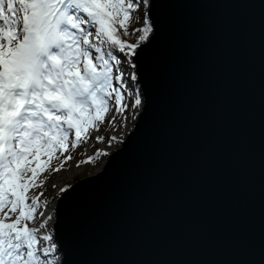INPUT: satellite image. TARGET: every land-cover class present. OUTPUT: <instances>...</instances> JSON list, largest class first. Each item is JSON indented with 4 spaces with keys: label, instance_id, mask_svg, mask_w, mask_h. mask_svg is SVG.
Listing matches in <instances>:
<instances>
[{
    "label": "water",
    "instance_id": "water-1",
    "mask_svg": "<svg viewBox=\"0 0 264 264\" xmlns=\"http://www.w3.org/2000/svg\"><path fill=\"white\" fill-rule=\"evenodd\" d=\"M149 1L142 109L61 194V264H264V0Z\"/></svg>",
    "mask_w": 264,
    "mask_h": 264
},
{
    "label": "rangeland",
    "instance_id": "rangeland-1",
    "mask_svg": "<svg viewBox=\"0 0 264 264\" xmlns=\"http://www.w3.org/2000/svg\"><path fill=\"white\" fill-rule=\"evenodd\" d=\"M12 1L15 7L20 6L15 13V19H19L20 23L17 29L22 28L23 34L27 36L30 27L26 20V13L29 8L33 7V4L29 2L30 6L27 9L23 0ZM112 11L118 23L124 20L123 26L128 25L130 27L127 26L128 28L125 31L128 32L131 38L135 37V33L143 30L142 20L146 14L145 2L141 1L138 8H134V11L132 9L129 11V8L124 9L123 6L112 8ZM33 26L36 29V26ZM96 34L95 31L88 32L89 36L87 37V35L84 36L82 33L81 37L85 41L88 40L89 44H92L96 42ZM129 41L133 43L131 40ZM53 42L54 40H50V44ZM9 49L11 48L9 47ZM9 52L1 50L0 57H5ZM20 53V58L17 61L18 66L33 67L38 60L36 41L32 40L30 47H27L26 50L21 48ZM91 55L96 59V53L92 52ZM24 62L26 63L25 66L22 65ZM98 64L97 68L101 69L99 62ZM110 91L112 93L115 92L114 89H110ZM105 106L106 110L100 111L97 118L92 112L88 114L78 129H69L67 132H63L64 130L61 128L62 132L57 138V150L49 156L47 160L49 164L46 170L39 172V174L35 173V171L33 173V170H31V173L26 170L24 179L21 181L5 178V182L10 183L6 184L0 194V230L1 234L5 235H13L16 231L12 232L10 225L18 229L17 231L22 230L16 233L18 236L23 237H10L11 239L13 238L14 244L21 245V253L25 254L17 264H33L29 256L32 250H40V245L46 244V242L49 245H46L45 250L53 245V237L46 236V233H44L45 222L42 223L41 221L44 219L43 214H45L46 210H50L52 207L55 208L54 194L56 195L57 193L58 197L70 184L101 169L109 154L121 146L122 140L133 128L137 113L141 109V101L138 98H133L128 106L125 99L121 100L112 95L110 100L105 99ZM91 119L93 120L91 121ZM77 160H81V162L75 163ZM73 163H75V166H73ZM68 174L70 176L64 178ZM15 202L21 204L25 202L26 206H33V210L28 211V208L26 210L27 214L22 217V210L18 209L21 206L19 205L17 209L13 208ZM42 206L44 210L41 208ZM4 221L9 222V225H6ZM52 226L49 227L50 231ZM23 227L24 230L22 229ZM3 256V246L0 245V264H5V260L2 259ZM38 258L41 264H44L41 254L38 255Z\"/></svg>",
    "mask_w": 264,
    "mask_h": 264
},
{
    "label": "bare ground",
    "instance_id": "bare-ground-1",
    "mask_svg": "<svg viewBox=\"0 0 264 264\" xmlns=\"http://www.w3.org/2000/svg\"><path fill=\"white\" fill-rule=\"evenodd\" d=\"M128 1L130 3L126 4V2H128ZM141 1L143 3L145 2V5H146V11H145L146 14L144 15V19H143V21L144 20L146 21L147 19H149V17H148V9L150 6L149 0H115V3L114 4L111 3V5L114 7H122V6L123 7L124 6L130 7V6H134V5L137 6L135 3L136 2L141 3ZM8 11H9V9H8ZM149 21H150V19H149ZM1 22L4 23V20H1ZM119 23L121 25H124L125 22H124V20H121V21H119ZM127 26L128 25H125L123 27L124 30H127V28L129 27V26L128 27ZM140 34H141L140 31H139V33H135V38L139 37ZM97 35H99V33ZM151 35H152V32L149 34V36L146 38V40L148 38H150ZM99 37L101 40H104L102 45H104L103 47H106V50H105L106 54L110 55L109 53H112L110 58L114 62L115 72H116L114 74L109 73V76L111 77V75H112V76H114V78H113V80L111 79L112 77L110 78L107 86H111V85L116 84L117 89H118V93L120 95V99L121 100L125 99L127 105L129 106V104L133 100V98H139L140 97V93L136 90L135 87H132V84H131V80H132V77L134 75V72H132V67L134 66L133 69L135 70V63L133 64L132 59H131L129 54L125 55V53H124V56H119L117 53H120V51L116 50V47H113L111 42H109L108 40L105 41V39L102 37V35H99ZM146 40L142 41L140 44L146 42ZM138 46L135 47L134 53H135L136 49L138 48ZM135 77H137V74H135ZM142 105H143V102H142ZM115 150H113V151H115ZM106 160H105V162H106ZM80 162H81V160L75 161V163H77V164ZM105 162L103 163V165L105 164ZM75 163H73V166H75ZM103 165H102V167H103ZM97 172L98 171H96L95 173H93L91 175H94ZM69 176L70 175L68 174L64 178H68ZM57 195H58L57 193H56V195L54 194V198H55L54 200H55V204H56L55 208L52 207L50 210H46L45 214H43L44 219L42 222H45V224H46L45 229H48L50 226H52V224H53L52 221L54 223L56 221V206H57V202L61 196V195H59L57 197ZM50 207H51V205H50ZM49 215H50V217L52 216L51 221L49 219L50 217H48ZM49 221H50V223H49ZM53 233H54V230H51L50 238L53 237V245L50 248L45 250L46 245L47 244L49 245V243L46 242L45 245L44 244L40 245V250H38V249H37L38 251L32 250L31 254H29L30 258L32 259L33 264H41V261L38 258L39 254H41V258L44 261V264H61L62 258H63V253H62V251L59 250V244L55 240V236ZM13 255H14V257H13L14 259L12 258L11 264H17L20 261V259H22V257L25 256V254H23V253H21V255L19 256L18 251H15L13 253ZM6 258L10 259V256L7 255Z\"/></svg>",
    "mask_w": 264,
    "mask_h": 264
},
{
    "label": "trees",
    "instance_id": "trees-1",
    "mask_svg": "<svg viewBox=\"0 0 264 264\" xmlns=\"http://www.w3.org/2000/svg\"><path fill=\"white\" fill-rule=\"evenodd\" d=\"M39 1L42 5H47V7L53 10L55 7L59 8L61 0ZM112 8H110L109 4L104 3L102 0H64V5L59 8L57 16L60 21L64 18H68L69 11L73 9L77 13L88 17L92 24L97 25L98 32L100 35L105 37V41L108 40L111 42L112 46L116 48H124L129 40L133 42V46L135 48L142 41L146 40L153 30L149 19H147L144 23V28L140 32L141 34L139 37L131 38L128 32L124 30V26L117 22ZM62 10L66 12L62 13ZM77 79V87L79 88L80 93H82L84 86L90 87V85L93 86L95 84H102L105 88L110 80V76L107 68H105L102 72H95L94 69L90 67L88 76L77 77Z\"/></svg>",
    "mask_w": 264,
    "mask_h": 264
}]
</instances>
